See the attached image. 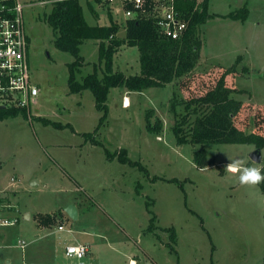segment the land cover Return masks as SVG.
<instances>
[{
	"label": "rangeland",
	"instance_id": "rangeland-1",
	"mask_svg": "<svg viewBox=\"0 0 264 264\" xmlns=\"http://www.w3.org/2000/svg\"><path fill=\"white\" fill-rule=\"evenodd\" d=\"M53 1L20 0L31 80L39 94L28 116L0 119V197L11 204L15 220L0 225V264H18L23 258L34 264H130L131 259L134 264H264V193L259 185H241L239 173L227 168L240 160L243 166L264 169V148L255 163L250 159L253 144H209L205 148L215 164L198 168L193 152L200 146L176 143L169 111L173 100L181 111L185 100L202 95L233 66L225 81L233 89L231 96L242 103L234 123L256 132L255 114L264 106V0H209L210 17L197 30L200 56L184 78L188 84L181 88L175 80L142 92L111 88L105 123L95 134L101 112L90 90L69 92L68 64L74 56L55 46L45 19ZM79 1L90 25L108 24L109 9L124 22L119 0ZM244 4L250 24L224 15ZM118 35H125L123 27ZM80 54L84 62L77 78L94 72L95 64L101 76L99 41L85 40ZM248 58H254L253 65H244ZM113 69L139 73L137 47H121ZM193 108L196 113L207 110ZM148 110H153L152 122L161 119V133L146 130ZM38 117L68 125H45ZM105 148L112 153L126 149L128 158L139 161L148 174L117 158L107 159ZM154 176L159 179L152 180ZM172 178L182 187L167 181ZM69 206H74L76 218L65 211ZM60 210L63 229L36 223V214ZM152 215L155 232L147 230ZM169 227L176 234L175 252L169 233L162 230ZM74 243L87 244L89 253L82 259L66 256L65 246Z\"/></svg>",
	"mask_w": 264,
	"mask_h": 264
},
{
	"label": "trees",
	"instance_id": "trees-1",
	"mask_svg": "<svg viewBox=\"0 0 264 264\" xmlns=\"http://www.w3.org/2000/svg\"><path fill=\"white\" fill-rule=\"evenodd\" d=\"M96 1L101 2L102 0ZM123 1L125 2V9H134L130 0ZM149 2V0L146 2L148 11L150 10ZM105 3L108 2L105 1ZM208 3L209 0H176V9L179 16L187 22V28L180 39H171L160 31L155 17L140 13V10L136 12V16L127 18L120 24L112 14L113 10L109 9L107 10L108 24L90 25L85 20L79 0L53 1L51 11L45 16V19L55 34V46L74 56V60L68 64L67 83L69 92L80 93L84 90H90L94 97L95 106L101 112L94 134L105 123L107 117L106 101L111 88L124 87L129 91L142 92L151 87H164L175 80L180 82L181 88L188 84L184 78L195 68L200 56L201 40L197 30L210 17ZM226 16L232 19H245L247 9L243 6ZM122 27L125 30V35L120 37L118 32ZM88 39L99 41V58L100 62L103 63V73L101 76L98 75L95 64V71L79 80L77 74L84 62V58L80 54V46ZM123 46L137 47L140 63L139 73L126 75L113 69L114 55ZM233 71L235 70L232 66L222 73L215 84L202 95L185 100L181 111L178 109L179 106L175 100L171 102L169 107V111L174 115L175 122L172 130L176 143L178 145L200 146L193 152V161L198 168L215 164V159L208 157L205 148L209 144H253L260 151L264 148V106L255 114L256 132L241 130L234 123L242 103L231 96L233 89L227 86L225 81L226 76ZM196 105L205 106L207 110L196 113V108L191 109L192 106ZM18 114L28 116V111L26 108L0 110V119L14 117ZM192 115L195 116L191 118ZM152 116L153 110H148L145 116L146 130L159 134L163 129L162 121L156 117L152 122ZM38 120L45 125L52 124L55 127L68 125L44 117H38ZM83 135L89 134L83 133ZM92 142L96 145H103L95 138H92ZM105 153L109 160L117 158L120 162L138 167L145 174H148L147 169L139 161L128 158L124 148L113 153L105 148ZM261 174L264 175V169L261 170ZM151 179L156 180L159 177L154 176ZM167 181L178 182L174 178ZM179 185L182 187L181 183ZM258 185L264 193V182ZM63 214L64 212L61 210L53 213H38L35 215V219L39 226L51 227L62 222ZM155 219V215L150 218L147 227L150 232H155L157 229V226L154 225ZM162 230L169 233L172 240L170 249L175 252L172 246L176 239L174 228L169 227Z\"/></svg>",
	"mask_w": 264,
	"mask_h": 264
},
{
	"label": "built area",
	"instance_id": "built-area-1",
	"mask_svg": "<svg viewBox=\"0 0 264 264\" xmlns=\"http://www.w3.org/2000/svg\"><path fill=\"white\" fill-rule=\"evenodd\" d=\"M104 1L112 3L115 0ZM130 1L134 9H125V2L119 0L124 20L136 16V12L140 10V13L150 14L157 19V25L165 36L171 39L182 37L187 28V22L179 16L176 0H149V11L146 7L147 0ZM24 7L20 0H0V110L26 108L29 114L31 103L37 101L39 88L31 80ZM10 208L11 204L0 201V225L15 224L14 217L3 214ZM58 229H63V225H58ZM88 253L89 246L84 243L65 246V255L68 257L82 259ZM20 264L34 263L24 261Z\"/></svg>",
	"mask_w": 264,
	"mask_h": 264
},
{
	"label": "clouds",
	"instance_id": "clouds-1",
	"mask_svg": "<svg viewBox=\"0 0 264 264\" xmlns=\"http://www.w3.org/2000/svg\"><path fill=\"white\" fill-rule=\"evenodd\" d=\"M227 168L231 173H239L238 181L241 185L254 186L264 182V175L261 174L260 168L243 166L240 160L229 163Z\"/></svg>",
	"mask_w": 264,
	"mask_h": 264
},
{
	"label": "crops",
	"instance_id": "crops-1",
	"mask_svg": "<svg viewBox=\"0 0 264 264\" xmlns=\"http://www.w3.org/2000/svg\"><path fill=\"white\" fill-rule=\"evenodd\" d=\"M104 1V0H103ZM243 6H245V4L243 5ZM209 8H210V2H209ZM247 9V8H246ZM231 12H233V11H229L228 13H225L224 15H228L229 13H231ZM97 14V13H96ZM212 14H216V16H218L217 18H219V19H222V17H220V13H212ZM239 20V19H238ZM238 20H234L235 22H237ZM240 21V20H239ZM120 22V21H119ZM121 23V22H120ZM241 23H243L242 25H248V24H250L251 23V21H250V15H249V9H247V16H246V18L245 19H241ZM124 47V46H123ZM254 58H252V59H249L248 58V60H243V62H244V65H253V63H254ZM249 68V67H248ZM253 68H249V72H250V70H252ZM254 70V69H253ZM261 70V69H260ZM128 94H129V92H127V93H125L124 95H123V106H126L127 104H128ZM10 180L12 181V182H14L15 181V179H13L12 177L10 178ZM1 191H5V190H1ZM4 197V196H3ZM2 199V201H4V198H2V196L0 197V200ZM7 202H8V200H7ZM9 203V202H8ZM10 204V203H9ZM11 212L12 211H10V209L9 210H5V212L3 213L5 216H8V217H14L13 215H11ZM26 217H28V215H26ZM36 220V219H35ZM37 223V222H36ZM42 227V226H41ZM24 261H26V262H30V261H27V260H25L24 258L22 259V261L20 262V263H22V262H24ZM7 262L8 263H10V259H8L7 260ZM134 260L133 259H131L130 260V264H134ZM20 263H18V264H20Z\"/></svg>",
	"mask_w": 264,
	"mask_h": 264
},
{
	"label": "water",
	"instance_id": "water-1",
	"mask_svg": "<svg viewBox=\"0 0 264 264\" xmlns=\"http://www.w3.org/2000/svg\"><path fill=\"white\" fill-rule=\"evenodd\" d=\"M250 159L255 162V163H260L261 161V151L258 149H254L251 154H250ZM65 211L68 213V215L71 218H76V210L74 208V206H69L67 208H65Z\"/></svg>",
	"mask_w": 264,
	"mask_h": 264
}]
</instances>
